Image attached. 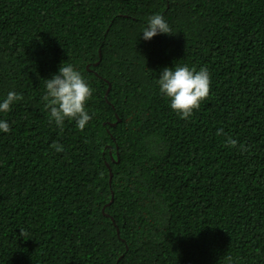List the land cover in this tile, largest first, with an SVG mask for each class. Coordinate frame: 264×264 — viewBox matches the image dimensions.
<instances>
[{"label": "trees", "instance_id": "obj_1", "mask_svg": "<svg viewBox=\"0 0 264 264\" xmlns=\"http://www.w3.org/2000/svg\"><path fill=\"white\" fill-rule=\"evenodd\" d=\"M154 14L171 34L146 42ZM63 63L92 89L83 131L44 109ZM175 63L211 78L187 119L156 85ZM9 91L0 264H264V0H0Z\"/></svg>", "mask_w": 264, "mask_h": 264}, {"label": "clouds", "instance_id": "obj_2", "mask_svg": "<svg viewBox=\"0 0 264 264\" xmlns=\"http://www.w3.org/2000/svg\"><path fill=\"white\" fill-rule=\"evenodd\" d=\"M142 38L150 42L158 35L171 34V28L165 17L154 14L147 19L142 30ZM211 78L207 68H190L187 65L165 67L156 80L161 96L169 101V107L184 119L189 118L199 109L201 102L210 93ZM45 95L42 97L44 109L50 120L58 129H63L65 121H74L76 128L83 131L92 119L87 110V103L92 96V89L81 72L73 65L63 63L56 74L44 80ZM20 93L9 91L0 97V113H8L12 106L22 100ZM10 125L6 119H0V133H9ZM220 129L217 135H222ZM237 141L227 138L226 146L235 147ZM52 147L57 152H63V145L57 143ZM23 235V232H21Z\"/></svg>", "mask_w": 264, "mask_h": 264}, {"label": "water", "instance_id": "obj_3", "mask_svg": "<svg viewBox=\"0 0 264 264\" xmlns=\"http://www.w3.org/2000/svg\"><path fill=\"white\" fill-rule=\"evenodd\" d=\"M110 92V88H109V90H108V93ZM111 178H112V174H111ZM118 233H119V231H118Z\"/></svg>", "mask_w": 264, "mask_h": 264}]
</instances>
